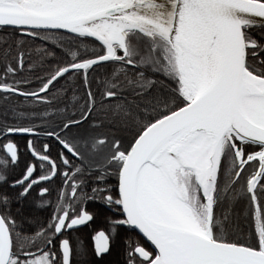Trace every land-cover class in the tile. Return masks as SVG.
I'll return each instance as SVG.
<instances>
[{
  "label": "snow or ice",
  "instance_id": "1",
  "mask_svg": "<svg viewBox=\"0 0 264 264\" xmlns=\"http://www.w3.org/2000/svg\"><path fill=\"white\" fill-rule=\"evenodd\" d=\"M0 264H264V0H0Z\"/></svg>",
  "mask_w": 264,
  "mask_h": 264
}]
</instances>
